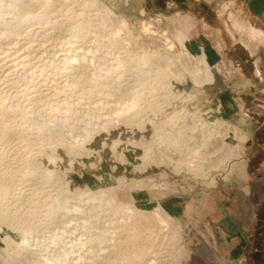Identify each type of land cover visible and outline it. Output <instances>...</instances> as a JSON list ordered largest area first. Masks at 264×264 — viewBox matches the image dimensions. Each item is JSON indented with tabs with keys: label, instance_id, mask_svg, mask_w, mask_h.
Listing matches in <instances>:
<instances>
[{
	"label": "rangeland",
	"instance_id": "374dc122",
	"mask_svg": "<svg viewBox=\"0 0 264 264\" xmlns=\"http://www.w3.org/2000/svg\"><path fill=\"white\" fill-rule=\"evenodd\" d=\"M0 264H264V0H0Z\"/></svg>",
	"mask_w": 264,
	"mask_h": 264
},
{
	"label": "bare ground",
	"instance_id": "6f19581e",
	"mask_svg": "<svg viewBox=\"0 0 264 264\" xmlns=\"http://www.w3.org/2000/svg\"><path fill=\"white\" fill-rule=\"evenodd\" d=\"M249 38H250V37H249ZM248 42H249V41H248ZM253 50H254V49H253ZM150 225H152V224H150ZM150 225H147V227L149 228ZM153 226H154V225H153ZM147 227H146V228H147ZM151 228H152V227H150V229H151ZM154 229H155V228H154ZM152 231H154V230H152ZM150 232H151V231H150ZM143 249H146V247H144ZM143 251H145V250H143Z\"/></svg>",
	"mask_w": 264,
	"mask_h": 264
}]
</instances>
